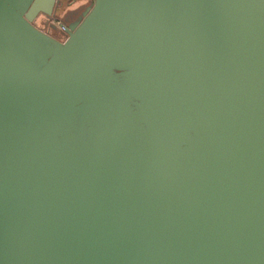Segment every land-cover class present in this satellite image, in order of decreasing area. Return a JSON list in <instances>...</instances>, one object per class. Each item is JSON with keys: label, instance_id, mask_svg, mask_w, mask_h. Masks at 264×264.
<instances>
[{"label": "water", "instance_id": "95a60500", "mask_svg": "<svg viewBox=\"0 0 264 264\" xmlns=\"http://www.w3.org/2000/svg\"><path fill=\"white\" fill-rule=\"evenodd\" d=\"M0 0V264H264V0Z\"/></svg>", "mask_w": 264, "mask_h": 264}, {"label": "rangeland", "instance_id": "374dc122", "mask_svg": "<svg viewBox=\"0 0 264 264\" xmlns=\"http://www.w3.org/2000/svg\"><path fill=\"white\" fill-rule=\"evenodd\" d=\"M86 1H88V0H68V1L60 0L58 5L56 6V8L53 11L55 19L57 20L58 19L57 17H62L65 20L70 19V17L72 15H74L85 4ZM37 19H38L39 22L41 21V22H46L47 23L46 28H43V29H45L46 32H48L51 35L57 36L60 39H62L63 35L58 30V28L55 25L54 21H52V20L46 21V16L43 15V14H38L37 15Z\"/></svg>", "mask_w": 264, "mask_h": 264}, {"label": "flooded vegetation", "instance_id": "af4514ba", "mask_svg": "<svg viewBox=\"0 0 264 264\" xmlns=\"http://www.w3.org/2000/svg\"><path fill=\"white\" fill-rule=\"evenodd\" d=\"M59 1H60V0H56V1H55V7H54V9H55L56 6L58 5ZM66 1H68V0H66ZM87 3H89V1H86L84 5H87ZM84 5H83V6H84ZM83 6H82V7H83ZM82 7H81V8H82ZM84 7H85V6H84ZM84 7H83V8H84ZM81 8H80V9H79L74 15H72V16L70 17V19H68V21L74 20V19L76 18V16L80 13V10L83 9V8H82V9H81ZM53 15H54V13H53ZM71 18H72V19H71ZM50 20H51V19H50Z\"/></svg>", "mask_w": 264, "mask_h": 264}, {"label": "built area", "instance_id": "2783aa9c", "mask_svg": "<svg viewBox=\"0 0 264 264\" xmlns=\"http://www.w3.org/2000/svg\"><path fill=\"white\" fill-rule=\"evenodd\" d=\"M50 19H51L52 21H54V23H55L56 26H57L58 20L55 19V17H54L53 14L50 16Z\"/></svg>", "mask_w": 264, "mask_h": 264}, {"label": "trees", "instance_id": "16d2710c", "mask_svg": "<svg viewBox=\"0 0 264 264\" xmlns=\"http://www.w3.org/2000/svg\"><path fill=\"white\" fill-rule=\"evenodd\" d=\"M89 1V0H88ZM72 19V18H71ZM56 25V24H55Z\"/></svg>", "mask_w": 264, "mask_h": 264}]
</instances>
